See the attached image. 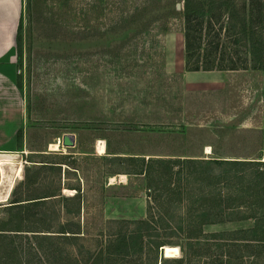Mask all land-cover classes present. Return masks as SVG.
<instances>
[{
	"label": "rangeland",
	"instance_id": "374dc122",
	"mask_svg": "<svg viewBox=\"0 0 264 264\" xmlns=\"http://www.w3.org/2000/svg\"><path fill=\"white\" fill-rule=\"evenodd\" d=\"M139 1L21 0L12 64L23 118L17 149L0 152V219L13 198L54 193L28 210L29 222L76 231L68 239L22 234L16 238L22 260L45 264L49 248L83 259L100 241L125 239L119 245L123 252L113 251L103 264H176L168 258L181 256L180 245H188L177 227L179 221L197 223L193 208L199 195L244 194L241 190L260 180L251 165H236L241 170L233 178L217 181L196 172L198 163L179 162L172 169L182 170L169 179L176 189L169 202H161L163 218L136 222L145 218L148 202L158 205L148 196L156 191V159L260 156L264 163L263 71L185 70L181 17L167 18L164 30L162 9L153 7L127 24L128 11ZM65 133L72 134L71 144L61 143ZM128 155L137 157L122 159ZM208 166L216 174L228 167ZM75 192L79 208L62 199ZM211 211L217 213L211 219L221 220L203 224L206 234L199 242L208 239L216 264L226 241L221 232L252 226L255 218L235 217L260 210L243 202Z\"/></svg>",
	"mask_w": 264,
	"mask_h": 264
},
{
	"label": "trees",
	"instance_id": "16d2710c",
	"mask_svg": "<svg viewBox=\"0 0 264 264\" xmlns=\"http://www.w3.org/2000/svg\"><path fill=\"white\" fill-rule=\"evenodd\" d=\"M176 2L179 3L178 8L175 7ZM153 7L162 9L160 18L164 22L162 24L164 30L167 18L177 15L181 17L182 59L185 70L250 68L262 70L264 73V0H140L128 11L126 23L138 22L143 18L142 14ZM142 24L147 26L146 22ZM14 42L19 46V23L15 30ZM262 92L264 94V83ZM15 137L18 138L17 132ZM122 157H124L122 159L132 162L137 156ZM147 160L152 161V159ZM179 162L188 163V165H194L192 163L196 162L200 166V170L194 167L196 172L212 175L217 181L233 178L235 176L234 172H240L241 170L238 167L235 168L236 165H251L254 167L255 176L260 180L254 181L252 188L246 186L244 190H241L244 194L233 192H226L224 195L220 192L217 194H200L197 198L198 203L193 208V211L197 212L193 215V217H196L197 223L193 225L188 221H179L177 227L188 245L184 247L180 245L181 256L168 259L176 264H194L192 259L197 257L202 263L213 264L217 258L210 251V246L207 243L208 239L199 242L200 237L206 234L201 226L221 220L220 218L211 219V215H217L216 212L211 211L212 208L222 207L227 209L246 202L247 205L255 206V209L260 210L258 215L250 213L235 218H255V223L249 227L221 232L222 235H225L221 237L225 238L226 241L221 243L224 246V251L219 256V262L216 264H228V257L230 256L235 260L233 264H264V163L260 156L250 160L216 157L206 159L190 157L156 159L155 163L158 165L155 181L156 191H153L151 195L148 194V196H150V200L157 201L158 205L152 208L148 202L145 218L138 219L136 222L146 224L154 217L163 218L165 210L162 208L161 202L163 200L169 202L173 194V188L176 189L173 184L170 185L169 179L172 173H178L182 170L180 166L175 170L172 169L173 165ZM209 164L228 165V167L222 170L221 173L223 174L209 173ZM236 176L238 181H241L243 175L239 173ZM53 195L54 193H47L33 196L31 200L25 201L13 198L9 204L5 205L6 217L0 219V264H23V262L25 264H36L37 258L33 260L29 257L22 260L21 243L16 240L17 237L24 235L28 239L30 237L33 239L37 237L68 239L76 236V231L68 230L62 225L59 230H48L47 226L36 224V220L34 224L29 222L28 210L31 207L38 206L43 200ZM62 199L74 201L79 208L80 195L77 192L62 196ZM254 211L256 212V210ZM34 214H37V211ZM34 214L32 216H36ZM188 214L190 213L187 210ZM35 218L39 220L42 216L38 215ZM39 228H45V233L40 232L43 229ZM124 240L121 239L116 243L107 241L104 244L100 241L97 249L88 253L83 259L69 253H61L58 249L49 248L48 256L45 255V264H103L108 259V255L113 254V251L123 252L120 246H122ZM163 244L158 243V246ZM166 248L168 249V247ZM234 251H238V253H234ZM223 253L228 257L223 259ZM158 264H161V262Z\"/></svg>",
	"mask_w": 264,
	"mask_h": 264
},
{
	"label": "crops",
	"instance_id": "0c3cea01",
	"mask_svg": "<svg viewBox=\"0 0 264 264\" xmlns=\"http://www.w3.org/2000/svg\"><path fill=\"white\" fill-rule=\"evenodd\" d=\"M20 8L21 0H0V152L17 149L15 134L23 118L22 95L12 64Z\"/></svg>",
	"mask_w": 264,
	"mask_h": 264
},
{
	"label": "water",
	"instance_id": "95a60500",
	"mask_svg": "<svg viewBox=\"0 0 264 264\" xmlns=\"http://www.w3.org/2000/svg\"><path fill=\"white\" fill-rule=\"evenodd\" d=\"M176 7H179V3L176 4ZM72 134L69 133H65L62 137H61V143L62 144H71L72 143ZM262 160V159H261Z\"/></svg>",
	"mask_w": 264,
	"mask_h": 264
},
{
	"label": "bare ground",
	"instance_id": "6f19581e",
	"mask_svg": "<svg viewBox=\"0 0 264 264\" xmlns=\"http://www.w3.org/2000/svg\"><path fill=\"white\" fill-rule=\"evenodd\" d=\"M56 146H57V144L51 145V148L52 149H56L57 148ZM102 151H104V145H103L102 142H100L99 145H98V152H102ZM207 151H208V149H207Z\"/></svg>",
	"mask_w": 264,
	"mask_h": 264
}]
</instances>
